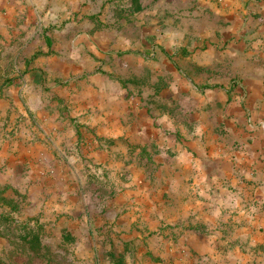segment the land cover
Listing matches in <instances>:
<instances>
[{"label": "rangeland", "instance_id": "obj_1", "mask_svg": "<svg viewBox=\"0 0 264 264\" xmlns=\"http://www.w3.org/2000/svg\"><path fill=\"white\" fill-rule=\"evenodd\" d=\"M261 5L0 0V264H160L194 233L225 256L238 228L264 264V186L224 163Z\"/></svg>", "mask_w": 264, "mask_h": 264}, {"label": "crops", "instance_id": "obj_2", "mask_svg": "<svg viewBox=\"0 0 264 264\" xmlns=\"http://www.w3.org/2000/svg\"><path fill=\"white\" fill-rule=\"evenodd\" d=\"M260 7L264 10V5H261ZM262 31V37L264 38V28ZM237 91L241 96L236 92L234 103L235 108L231 112L232 114L227 117V120H231L229 125L227 123V127L229 128V139H231L229 146L231 147H228L227 152L225 153L229 155V160L225 159L224 163L227 165H233V162L235 161L241 169L253 170L255 178L253 179L252 177L251 181H254L257 186L262 187L264 186V80L255 79V81L243 83ZM239 103L242 104L239 106ZM246 110L248 112L252 111V114L250 112L248 113V115L251 114L250 120L259 123V126L252 133L249 131L250 126H248L247 119L245 118ZM227 127L226 129H228ZM233 140L234 142H231ZM238 140L240 143H244L245 146L239 152H236L235 150L232 151V147ZM263 196L264 191L261 190V194L257 197L261 199L260 197ZM185 215L186 214H184V217ZM260 230L256 228V239L254 242L253 240L250 242V246L255 247L256 249L259 247V242L263 240V237H261L263 233H261ZM193 235L195 238H192L190 242H186L185 238L177 246L175 245L174 248L171 244L166 243V257L160 261V264H249V261L252 260L253 263L255 262V264H259V258L255 257L250 259L247 255L241 252L240 247L243 245V248H246V242L248 239L246 228L236 229L235 237L238 236L239 238V247L225 256L217 252L218 245L220 244V247H222L224 244L221 245L220 241L217 243L216 237L208 236L206 238L196 235L195 233ZM242 241H244L245 244H243ZM192 251L198 252L203 256L210 254V259L208 258L206 260L207 262H205L201 257H194ZM136 264L154 263L149 260L144 262L140 259Z\"/></svg>", "mask_w": 264, "mask_h": 264}]
</instances>
